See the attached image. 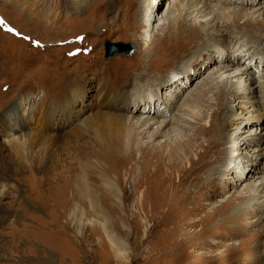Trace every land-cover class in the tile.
<instances>
[{"label": "rangeland", "instance_id": "obj_1", "mask_svg": "<svg viewBox=\"0 0 264 264\" xmlns=\"http://www.w3.org/2000/svg\"><path fill=\"white\" fill-rule=\"evenodd\" d=\"M157 2L155 11L163 18L167 2ZM145 3L0 0V264H214L196 256L214 254L225 255L215 264H264V210L256 204L248 209V189L242 183L233 186L237 180L233 170L241 162L232 154L227 167L230 144L220 147V151L227 150L215 160L214 166L221 167L215 169L208 190H204L207 196L199 200L204 209L190 218L204 220V234L193 237L192 244H198H185L174 255L171 243L178 234H168L162 226L150 231L154 221L163 219L159 212L167 208L163 185L150 182L144 192L141 187L135 193L139 152L131 158L119 156L104 152L97 144L100 142L96 143L99 137L94 129L118 124L117 117L123 118L128 104L137 106L138 115L153 108L167 119L179 113L189 115L188 110L182 111L186 103L194 111L189 112L193 122L169 124L155 140L151 134L160 128L156 121L161 119L149 121L151 128L138 135V143L147 153L152 152L151 147L165 153L171 141L180 149L186 148L185 140L192 139L187 148L196 158L197 146L210 137L198 135L196 130L211 117L216 130L221 126L219 142L238 138L232 149L261 126L253 121L244 127L248 113L239 108L241 100L230 97L229 81H211L215 76L210 68L192 76L190 58H182L192 49L171 55L167 42L161 39L164 27L158 30L162 19L158 22L155 18L151 31L144 33L140 22ZM202 24L199 31L204 34L211 25ZM263 28L252 30L261 33ZM106 41L133 45L134 49L128 56L118 53L106 58ZM233 46L222 49L227 54L231 49L244 51ZM242 61L247 76L255 78L254 86L263 87L264 75H257L264 69V61L259 56L253 62L242 56ZM143 71L151 72L145 76ZM204 79L212 86L206 95V86L200 84ZM237 80L245 82L244 76ZM231 81L236 83V79ZM224 106L233 107L236 115L228 120L227 113L224 118L220 112ZM260 109L258 112L264 113V108ZM261 117L264 120V114ZM141 120L133 118L132 123L138 125ZM263 152L264 143L252 152L245 172L264 170ZM188 155H183V166H187ZM104 180L112 182L119 199L110 195ZM262 182L255 180L252 185ZM214 208L217 211L211 221L209 214ZM225 216L232 219L215 225L216 232L207 237L206 230ZM199 227H185L181 235L200 232ZM108 238L117 245L118 240L126 244L125 258L115 254ZM204 239L208 242L203 243ZM232 247H239L237 253L227 256Z\"/></svg>", "mask_w": 264, "mask_h": 264}, {"label": "bare ground", "instance_id": "obj_2", "mask_svg": "<svg viewBox=\"0 0 264 264\" xmlns=\"http://www.w3.org/2000/svg\"><path fill=\"white\" fill-rule=\"evenodd\" d=\"M145 1L146 6L145 9H142L143 11L141 13L142 17L140 22L142 24L141 28H145L144 33L149 31V29L151 31V26L155 18L158 22L162 19V22L158 24V30H161L164 27L165 32L161 39L162 42H167L168 48L172 51L171 55L180 54L182 52L184 53V51L192 49L188 54L182 57L190 58L189 62L192 67V76L194 77L199 74L200 70L204 71L210 68L211 71H214V73L211 74L215 77H213V79H209L211 81L214 79H220L218 82L216 81V83H227L229 81L230 97L234 98V101L239 99L241 100V103H243H240L239 108L248 113L244 127L247 128L248 124L253 121L261 122L259 131H255L256 133L254 132V134L250 133L248 135L249 137L243 139L244 142L239 143V146H235V149H232L238 138L234 137L231 142L227 139L219 142L217 137L221 134V126L218 127V130H216L213 125L214 117H211L210 122L205 121L206 123L200 125L196 130L198 135L203 134L210 136L208 137L206 143H201L197 146V148H199V152L196 158L191 157L190 150L187 148V146L192 143V139H186L185 145L187 146L182 149H180L178 145L175 146L177 143L175 144L171 141L168 143L169 147H166L165 153L159 152L156 147H151L152 152L147 153L138 143V135L146 134L144 130L150 129L152 126V124L148 122L155 118L161 119V121H156L157 123L159 122L160 128L156 129L154 133L151 134V137H154L153 140L157 139L160 136L161 131H163L169 124L174 125L179 122L189 124L193 122L192 119L194 117L189 112L194 111H192L189 104L186 103L187 100L185 102L186 104L182 106V111L188 110L189 115L186 113L187 117H185L186 115H181V113H179L175 114L174 118L167 119V117L162 116L159 111L153 108L138 115L136 114L137 106H134V104H128L127 107H124L126 112L125 115H123V118L117 117L118 124L109 125L105 123L106 125H100L98 128L94 129V134L99 137V141L96 140V143L100 142L97 144L98 146L104 148V152H115L119 153V156H130L129 158L139 152L138 156L141 158V164L139 168L140 173L138 181L133 187L135 193L138 188L141 187L144 192V189L150 182L159 186L163 185L164 191L162 194L166 199L167 208L163 212H159V216L163 215V219L159 218L160 220L157 219L154 221L152 228L150 227V231L153 232L157 227L162 226L163 230L168 232V234H178L177 238H173L171 243V251L174 255H176L181 251V247L183 245L193 243V237L204 234V220L199 218L195 221H191L190 218L195 212L204 209V205L199 200L203 198L202 196H207V194L204 193V190L205 188L208 190L207 188H209V183L213 179L212 176L213 173H215V169H219L221 167V165L220 167H215L214 164L220 154H225L223 150H227L224 149V147L220 151V147L222 145L227 146L230 144L229 147L231 148L229 150L230 152L227 153V167L231 162L232 154L233 157L234 155L236 156V160H240L239 162H241V164L238 165L239 168L236 170L234 168L233 170L237 171V180H235L233 186L242 183L244 185V189L249 190V188L254 187L253 192L247 190V208L250 209L253 204H256L258 205V209H260V211L264 210L262 207L264 206V182L259 183L256 186L252 185V182L255 180H264V170H260L259 172V168H251L253 170L252 173L244 171L248 168V165H250V160L253 159L254 155L252 152H255L256 149L264 143V120L261 117L264 113L258 112L261 110L260 108H264V86L259 88L254 86L255 82L253 80H255V78L252 77L251 79V77L247 76V73L249 72L245 71L246 68L244 67V61H242V56H247V60H249V62L255 61V59H258V56L262 61H264V28L261 30V33H256L252 30L255 27L264 26V0H166L167 11L163 18H158L155 11L158 8V0ZM153 3L154 6H152ZM259 16L261 17L259 18ZM186 23H188V25ZM202 23H204V26L210 24L211 26L209 25V30H212V32L208 29L204 34L203 32H200L199 28L203 25ZM229 29H232L233 31L229 32ZM143 37L145 38L146 35L144 34ZM228 45H234L233 48L237 47L238 49H244V51L242 52L231 49L229 52L230 54H227L225 50L222 49V46ZM235 53H238L239 57L238 55L235 56ZM149 54L150 52L146 55L144 61L149 58ZM191 58L194 60H191ZM240 69H242V71H239ZM149 72L146 74L145 71H143L142 74L146 76ZM263 75L264 69L260 71L257 77L262 78ZM242 76H244V80L248 85H245V82L240 83L239 80H237ZM190 78L191 75H189V79ZM231 79H234V81L236 79V83H232ZM211 81L208 82L204 79L200 82L202 86H206L207 88V90H203L204 95L212 89ZM257 94H259L258 98L255 97ZM222 97V92L218 91L217 98L221 99ZM197 99L198 101H202L200 98ZM239 100L238 102H240ZM227 102L228 105H231V101H229V99H227ZM255 111H257V113H254ZM220 112H222L223 117L228 113V120L231 116L236 115L235 110H233V107L231 108V106H224L221 108ZM133 118L142 120L138 121V125H136V123H132ZM239 118H243L242 113H239ZM196 119L200 120V118ZM110 120L114 121V118L111 117ZM222 120L224 121L223 118ZM142 127H144L143 132H138V129ZM242 128L239 131L240 134L243 132ZM255 134L258 135L255 136ZM185 153L189 154L187 166L182 165V159ZM260 154L264 157V152ZM128 157L127 159H129ZM245 158L246 160H244ZM207 167L208 169L206 170ZM232 167L236 166L232 165ZM232 167L230 166V170ZM230 174L232 175V173ZM104 181L109 185L110 195L119 199L120 196H117L116 191L113 189L112 182L109 180ZM190 187H192L193 190H191ZM91 193L92 192L90 191H86V194L89 196H92ZM259 198L262 200L257 202V199ZM216 211L217 210H215V208L211 211V214H209V220L212 221L214 219L213 217H215ZM239 213L241 215L242 212ZM172 217H174V219H171ZM230 219H232L230 216H225L221 218L219 224H213V226L205 232L208 234L207 237L216 232L215 225L217 227L222 226ZM198 225H200V232H196L192 229L193 231L181 235V231L185 227L194 228ZM179 236L181 237L179 238ZM108 239L116 248V250L113 248L115 254L120 256V258H125L124 255L127 251L126 244H123L121 240H118L119 245H117L114 239ZM207 240L204 239L202 242L207 243ZM196 244H192V246ZM256 245L258 246V243ZM238 248L239 247L230 248V254L227 256H233L236 254ZM196 256L199 260L208 261L209 263L214 264L215 261L219 262L223 259V257H225V255L222 254H214L206 257L203 255ZM158 257H160V255Z\"/></svg>", "mask_w": 264, "mask_h": 264}, {"label": "water", "instance_id": "obj_3", "mask_svg": "<svg viewBox=\"0 0 264 264\" xmlns=\"http://www.w3.org/2000/svg\"><path fill=\"white\" fill-rule=\"evenodd\" d=\"M106 58L111 57L114 54H124L126 56L130 55L134 49L133 45L123 44V43H112L106 41L104 44Z\"/></svg>", "mask_w": 264, "mask_h": 264}]
</instances>
